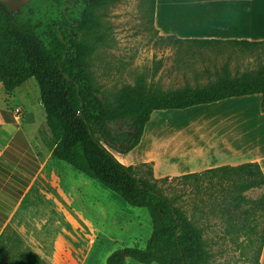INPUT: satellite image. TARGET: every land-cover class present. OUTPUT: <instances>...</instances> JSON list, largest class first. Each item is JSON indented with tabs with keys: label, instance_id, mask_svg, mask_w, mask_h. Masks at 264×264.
Here are the masks:
<instances>
[{
	"label": "trees",
	"instance_id": "1",
	"mask_svg": "<svg viewBox=\"0 0 264 264\" xmlns=\"http://www.w3.org/2000/svg\"><path fill=\"white\" fill-rule=\"evenodd\" d=\"M118 1L34 0L17 22L0 9V82L7 93H12L34 78L46 114L49 137L45 144L52 157L95 179L120 195L129 206L148 210L153 231L147 246L118 249L107 258L106 264H125L128 258L140 264H210L212 256L204 231L194 226L155 184L138 177L133 166L121 163L106 145L122 147L121 153L132 151L140 144L152 114L159 110H184L230 98L261 95L264 113V66L234 77L225 69L208 86H187L169 92L149 89L140 79L135 86L119 92L113 103H108L93 85L89 58L97 42H104L106 36L101 33L103 25L97 11ZM155 8L156 0H150L153 23ZM163 39L184 43L175 37ZM189 42L203 47L264 45V41ZM115 124H126L129 131L115 132L112 129ZM204 174L219 175L231 182L228 197L234 207L253 203L258 211L264 212V194L256 201L244 196L247 191L264 187V173L258 163L222 166ZM198 176L200 173L180 178ZM258 239L255 264H260L264 229ZM250 243L254 244L255 238ZM0 264L44 262L7 227L0 236Z\"/></svg>",
	"mask_w": 264,
	"mask_h": 264
},
{
	"label": "rangeland",
	"instance_id": "2",
	"mask_svg": "<svg viewBox=\"0 0 264 264\" xmlns=\"http://www.w3.org/2000/svg\"><path fill=\"white\" fill-rule=\"evenodd\" d=\"M97 15L103 25L101 33L106 36L104 42L96 41L98 45L89 58V71L93 85L108 103H113L119 92L135 86L140 79L149 89L169 92L187 86H208L225 69L234 77L264 66V45L203 47L163 39L151 20L150 0H119L98 10ZM224 112L223 107L213 105L155 111L146 125L141 147L121 153L122 147L118 145L106 146L121 163L133 166L138 177L155 184L194 226L204 231L207 250L212 256L210 264H255L264 212L258 211L253 203L234 207L228 197L230 181L204 172L187 179L155 180L152 166L141 163L146 152L162 156L178 150L185 152L187 147L193 148L195 157L204 155L199 154L204 148L206 156L212 158L218 153L219 140L227 141L230 137L232 142L235 135L239 136L240 129L225 121ZM251 112L255 119L262 116L258 106L251 107ZM164 120L171 125L164 127ZM112 129L129 131L126 124H115ZM40 134L49 137L46 129ZM242 140L245 144L246 139ZM220 145L224 147V142ZM208 148L213 150L209 152ZM61 164L69 192L65 216H60L58 227L65 232V240L73 241L70 235H74L82 246L94 248L91 257L95 264H106L111 250L147 246L153 231L147 209L129 206L120 195L95 179ZM263 194L264 187L247 191L244 196L256 201ZM253 238L255 243L251 244ZM90 240L95 244L90 245ZM128 264L140 263L128 258Z\"/></svg>",
	"mask_w": 264,
	"mask_h": 264
},
{
	"label": "crops",
	"instance_id": "3",
	"mask_svg": "<svg viewBox=\"0 0 264 264\" xmlns=\"http://www.w3.org/2000/svg\"><path fill=\"white\" fill-rule=\"evenodd\" d=\"M154 27L160 37H175L184 43L262 42L264 0H156ZM33 79L12 93H7L0 82V236L10 227L44 264H95L91 257L94 248L82 246L74 235H70L73 241L65 240V232L58 228L69 199L66 171L62 162L52 157L45 144L47 137L40 134L48 129L40 89ZM209 105L225 109V121L240 129L239 136L235 135L232 142L230 137L219 140L218 153L212 158L206 156L204 148L199 154L205 156L196 157L192 147L162 156L146 152L141 163L152 166L155 180L244 163H258L264 173L262 96L230 98ZM253 106L261 109V118H254ZM162 125L171 124L164 120ZM146 127L136 148L143 145ZM242 139H246L245 144ZM92 242L90 245L95 244ZM260 264H264V246Z\"/></svg>",
	"mask_w": 264,
	"mask_h": 264
},
{
	"label": "flooded vegetation",
	"instance_id": "4",
	"mask_svg": "<svg viewBox=\"0 0 264 264\" xmlns=\"http://www.w3.org/2000/svg\"><path fill=\"white\" fill-rule=\"evenodd\" d=\"M34 1V0H32ZM23 3L21 0H0V9L7 14L11 20L19 21L24 16L25 10L29 4L32 3ZM9 2L13 5L10 6ZM72 20H69L71 22ZM65 27H68L69 31H72V27H70L67 23L64 24Z\"/></svg>",
	"mask_w": 264,
	"mask_h": 264
},
{
	"label": "water",
	"instance_id": "5",
	"mask_svg": "<svg viewBox=\"0 0 264 264\" xmlns=\"http://www.w3.org/2000/svg\"><path fill=\"white\" fill-rule=\"evenodd\" d=\"M23 3H29L31 2L32 0H21ZM10 6H12L13 4L11 2H9Z\"/></svg>",
	"mask_w": 264,
	"mask_h": 264
}]
</instances>
